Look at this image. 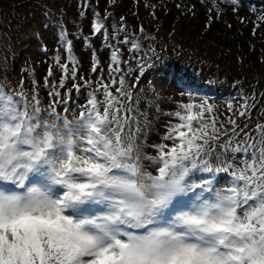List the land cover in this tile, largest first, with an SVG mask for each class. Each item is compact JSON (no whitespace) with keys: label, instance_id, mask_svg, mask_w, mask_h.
Returning a JSON list of instances; mask_svg holds the SVG:
<instances>
[{"label":"snow or ice","instance_id":"1","mask_svg":"<svg viewBox=\"0 0 264 264\" xmlns=\"http://www.w3.org/2000/svg\"><path fill=\"white\" fill-rule=\"evenodd\" d=\"M110 15L94 12L91 25L109 50L106 76L95 51L96 78L79 75L62 30L66 55L53 58L59 79L51 66L43 78L46 107L38 80L30 90L23 80L16 90L0 84V264H264V123L238 122L255 105L228 102L232 115L222 120L209 98L190 93L160 113L164 133L148 144L133 89L152 57L132 56L138 74L129 83V60L109 40L132 53L142 45L123 23L110 37Z\"/></svg>","mask_w":264,"mask_h":264},{"label":"trees","instance_id":"2","mask_svg":"<svg viewBox=\"0 0 264 264\" xmlns=\"http://www.w3.org/2000/svg\"><path fill=\"white\" fill-rule=\"evenodd\" d=\"M192 1L116 0L115 4H112L109 0H99V2L95 0L94 4L87 0L89 6L85 7V0H0V84L10 90H16L23 80L25 88L30 90L31 81L36 79L41 84L42 104L45 107L48 105L47 90L42 87L43 78L50 66L56 73L57 80L60 75L48 47L43 46L41 52L47 58L46 62L41 60L40 63H36L35 69L29 66L23 67L21 57L16 58L17 52L14 51L20 47L21 42L24 43L22 37L28 26L33 27L36 23H44L48 20L52 23L45 26L48 30L45 39L48 40L55 25L57 33L54 39L48 40V43L52 45L57 43L58 47H61L59 54L64 57L66 53L60 32L62 30L66 32L67 39L73 42V54L80 62L79 75H83L86 79L96 78L97 74L91 73L92 52L95 51L106 76L110 62L109 50L103 47V37L92 36L91 25L95 19L94 12L100 13L101 19L111 13L105 20L109 36L114 33L113 24L119 29L123 23L130 38L138 40L142 45L140 52L132 53L128 51L131 44L121 46L116 40H109L110 43L120 46L121 51L125 53L124 59L129 60L128 65H122L126 72L129 67L132 70L131 76L128 77L129 83L138 74L137 62L132 59L133 55L139 58L140 55L147 53L152 57L149 63L154 65L146 68L137 88L133 89L134 94L143 101L138 105L143 113L140 117L141 122H144L145 117L148 120V131L146 137H141L142 140H147L148 136L152 135L159 137L167 121V117L160 113L168 112L166 111L168 108L169 111L174 110L181 101L188 102L190 93L195 98H209V102L216 108V114L222 120L232 115L228 111V102H233V107H238L240 98H247L249 105L254 104L255 107L250 110V120L238 118V122L241 126L247 122L249 129H254L255 126L251 125L255 116L261 123L264 122V75L259 71L264 68V24L262 23L264 19H260L264 14V0H236L235 3L233 0ZM121 5L124 6L123 10L119 9ZM76 7L79 8L80 15H77ZM22 12H25L24 21H22ZM75 15L81 19L76 20ZM121 17H124L123 22ZM251 17H255L253 21ZM65 18L73 22L70 24L71 29ZM83 21L88 23L86 27ZM21 24L25 26L21 27ZM141 27L144 29L143 32L140 31ZM175 35L178 38H174ZM122 36L123 33L120 38ZM85 37L90 38L91 48L86 46ZM172 42L178 43L176 53L185 47L192 52H199L204 57L214 56L211 61L214 73L208 76L202 75L199 71L205 79H198L189 75L188 71H184L185 69L180 68L179 65L173 64L174 60L166 63L168 55L173 51L169 47ZM17 44L19 45L16 46ZM176 53L174 58H177ZM224 56L235 57L234 62H238L240 67L232 66L233 63L227 66L222 62ZM34 61L37 62V59ZM69 67L71 68V65ZM215 67H220V78L215 74ZM207 68L209 67H206L208 71ZM31 70L33 72L30 73ZM155 76L161 77L162 81L176 89L180 96L178 98L169 96V89L152 91V95H147L145 85L150 84ZM228 83L235 85V88L238 84H242V87L239 86L238 90L229 92L226 87ZM68 86H71V82ZM88 91L89 89H82L80 94L73 91L68 105V118L70 113L78 115L79 106L84 103ZM163 102L168 106H162ZM58 111L62 114V107L58 108ZM154 127L163 129L156 133L152 131ZM150 131L152 132L148 134ZM223 183L226 181L222 180L216 187H222Z\"/></svg>","mask_w":264,"mask_h":264},{"label":"rangeland","instance_id":"3","mask_svg":"<svg viewBox=\"0 0 264 264\" xmlns=\"http://www.w3.org/2000/svg\"><path fill=\"white\" fill-rule=\"evenodd\" d=\"M202 1L204 2L205 0H202ZM90 2L95 4L96 2H99V0H96V2H95V0H90ZM185 2H193V1L192 0L191 1L185 0ZM123 7L124 6L121 5V6H119V9L123 10ZM76 8L78 11L77 15H80L79 14V8L78 7H76ZM223 14H226V13H223ZM77 15L74 16L76 18V20L80 18ZM262 16L264 17V14L260 16V19ZM74 17H71V19ZM251 18H252L251 20L253 21L254 20L253 18H255V17H251ZM24 20H25V12H22V21H24ZM65 20H66L67 24H69V28L71 29L70 24H72L73 22L66 19V18H65ZM261 22H262V20H261ZM51 23H52V21L48 20L44 23H42V22H39V24L36 23V25L33 27L28 26V30L25 32V35L22 37V39H24V43L21 42L20 47H17L14 50L15 52H17L16 58L21 57V64L23 67L29 66V67H32L35 69L36 63H40L41 60L46 62L47 58L41 54L43 46L48 47L49 54H52V57H55L58 53H60L61 47H58L57 43H55L53 45L50 42H49L50 44L48 43V40L54 39V37L57 33L55 25L53 26L54 30L52 33H50L48 40L45 39V37L47 36V32H48V30L45 26L47 24H51ZM262 23L264 24V22H262ZM83 25L86 27V25H88V23L83 21ZM23 26H25V24H21V27H23ZM48 27H52V26H48ZM174 38H178V36L175 35ZM18 45L19 44H17L16 46H18ZM12 46H15V45H12ZM177 46H178V43L175 44L174 42H172L169 45V47L172 48L173 51L171 54L168 55L169 58H167L168 61L166 63L174 60L175 63H173V64H175L176 66L179 65L180 68L185 69L184 71H186V72L188 71L189 75H192L193 77H196L198 79H205L202 75L206 74V75L210 76V73H214L213 69H212L213 65L211 64V61L214 58V56L213 57H204L199 52H192V51H190V49H186L185 47H183L179 53H176L175 50H177V48H176ZM194 48H196V47H194ZM122 53L124 56L125 53L123 51H122ZM175 53H176L175 56H177V58H174ZM204 54L206 55L205 51H204ZM35 59H37V62L34 61ZM222 59H223L222 62L226 63L227 66H231L233 63L234 65H232V66H234L236 68L240 67V64L238 62H234L236 59L233 56H232V58L224 56ZM176 62H180V63L177 64ZM207 66L209 67V68H207L208 71L206 70ZM215 70H216L215 71L216 76L217 77L219 76V78H220V73H219L220 67H218V68L215 67ZM199 71H201L202 75L199 73ZM259 71L261 72V74L264 75V68L259 69ZM29 72L31 73L33 71L31 70ZM37 75H39V73ZM239 86L242 87V84H238V86H236V88H235V85H231L229 83L226 84V87H228L229 92L238 90V88H240ZM145 87H146L145 93H147V95H152L151 94L152 91L158 92V91H163V90L169 89V96L173 95L175 98H178L180 96L179 92L176 91V89H174L171 86H168L165 82L162 81L161 77H158V76L153 77L152 82L150 84H146ZM46 105H47V103H46ZM162 106H168V105L166 104V102H163ZM166 111H169V108ZM74 116L75 115L74 114L72 115V113L69 114L70 119H72ZM258 121L260 122L259 118L255 116L254 123L251 126H255ZM162 129L163 128L158 129V128L154 127L152 131H156V133H158ZM152 131H150L148 134H150ZM163 133H164V131L162 130L160 133V136L163 135ZM160 136L159 137L154 136V135L148 136L147 143L148 144L157 143L159 141ZM145 150L150 152L153 155L155 154L154 151L152 149L147 148V146H145ZM146 167L148 168L149 171H154V169L151 166H148L147 164H146ZM221 186L222 187L226 186V183H223Z\"/></svg>","mask_w":264,"mask_h":264}]
</instances>
